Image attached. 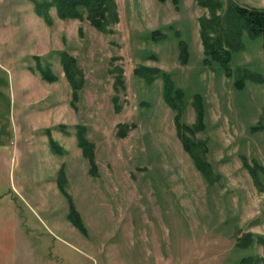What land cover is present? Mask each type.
<instances>
[{
    "label": "rangeland",
    "instance_id": "374dc122",
    "mask_svg": "<svg viewBox=\"0 0 264 264\" xmlns=\"http://www.w3.org/2000/svg\"><path fill=\"white\" fill-rule=\"evenodd\" d=\"M218 1L116 0L119 21L101 31L86 13L52 8L47 24L31 0H0V264H264V171L247 168L264 167L263 38L229 24L232 4L264 0ZM203 18L219 21L210 33L232 52L229 73L207 56ZM62 52L83 74L77 97ZM145 69L185 91L186 125L201 94L205 127L179 129L162 75ZM183 136L206 145L210 175Z\"/></svg>",
    "mask_w": 264,
    "mask_h": 264
},
{
    "label": "trees",
    "instance_id": "16d2710c",
    "mask_svg": "<svg viewBox=\"0 0 264 264\" xmlns=\"http://www.w3.org/2000/svg\"><path fill=\"white\" fill-rule=\"evenodd\" d=\"M34 3L35 12L43 17L47 24L52 23L51 9L55 8L57 16L62 19L66 18H77L84 19V14L86 13V18L94 25L97 29L101 31H108L110 25L119 21V12L117 8L116 0H31ZM202 5L208 6L213 11L220 6L218 0H199ZM231 15L229 18V24L239 26V34L242 31L247 32L248 35L252 37L263 38L264 45V8H249L244 7L239 4H232ZM203 21V22H202ZM204 23V24H203ZM219 25V21L216 22V26H213L211 21L207 19H201V26H204L205 30L201 31V36L203 43L205 45V51L210 59L218 61L224 70L230 72V61L232 59V52L230 49H224L221 42L223 41V35L221 37L212 38L210 33V28L215 30ZM231 29V28H230ZM240 37V36H239ZM213 39V41H212ZM235 39V38H234ZM228 40V39H227ZM181 49L187 50L188 45L186 42L181 41ZM230 48L235 46V42H228ZM185 52V51H184ZM62 65L65 75L73 87V96L77 97L78 90L84 86V77L81 70L78 68L77 60L67 52H62ZM208 61V58L205 62ZM151 71L153 74L162 75L164 87L163 95L166 103L177 112L176 119L178 122V128L186 129L187 131H195L205 127L204 117H205V106L203 102V97L201 94H195L193 99V104L197 109V122L192 126L186 125L181 121V113L186 105V94L185 91L177 87L172 75L160 69H145L141 71L140 74L151 77L153 74L148 76V72ZM139 72V71H137ZM44 78L48 80H53L46 71L42 72ZM122 78H118L119 83ZM259 81H264L262 78ZM238 86H242L243 83L238 81ZM121 135H125L128 128L130 127L127 123L120 125ZM48 132H50L48 130ZM76 136L78 144L82 149V153L89 159L90 162V172L92 175L98 174V165L95 158V144L88 139L86 135V128L83 125H78L76 130ZM50 143L54 144L55 141L52 137H49ZM182 141L185 149L191 154L194 161L196 162L199 169L203 171L204 174L210 175L212 171L211 165L203 157V152L207 150L206 145L199 141H192L187 136L182 137ZM259 169L264 171V167L255 163V165L247 164V168L252 173H256ZM70 208V217L73 218L77 213L75 207ZM73 216V217H72ZM76 226L86 232L84 224L80 221H76ZM264 244V240L261 239Z\"/></svg>",
    "mask_w": 264,
    "mask_h": 264
}]
</instances>
